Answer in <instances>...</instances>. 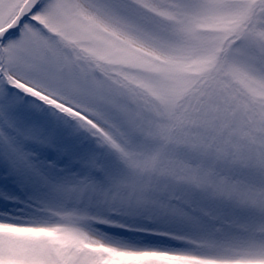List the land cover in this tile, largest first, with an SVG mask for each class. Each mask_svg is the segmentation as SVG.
<instances>
[{"label":"snow or ice","instance_id":"1","mask_svg":"<svg viewBox=\"0 0 264 264\" xmlns=\"http://www.w3.org/2000/svg\"><path fill=\"white\" fill-rule=\"evenodd\" d=\"M0 264H264V0H0Z\"/></svg>","mask_w":264,"mask_h":264}]
</instances>
